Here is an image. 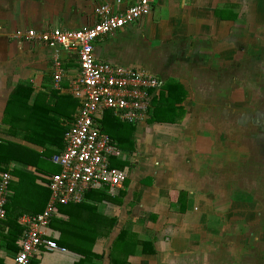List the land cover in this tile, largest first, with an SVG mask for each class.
<instances>
[{
  "label": "crops",
  "instance_id": "1",
  "mask_svg": "<svg viewBox=\"0 0 264 264\" xmlns=\"http://www.w3.org/2000/svg\"><path fill=\"white\" fill-rule=\"evenodd\" d=\"M136 1L120 0L117 7L123 11ZM115 3L0 0V173L10 177L6 215L0 220V264H13L19 251L23 227L18 218L43 212L48 181L60 172L52 158L64 149L80 107L72 95L79 73L76 55L17 43L9 34L29 28L78 30L93 23L97 7ZM93 48L99 61L157 77L161 89L168 80L178 83L186 91L185 115L180 125L178 120L150 122V116L131 125L106 111L127 126L122 147L112 140L117 152L109 158L110 167L127 176L123 189L115 196L104 188L89 191L83 210L66 212L78 223L71 230L89 218L87 226L103 234L92 245L82 242L92 247L81 253L40 249L29 264H112V246L123 230L136 246L127 257L116 253L114 258L125 264H264V203L251 195L259 190L247 187L245 179L235 185L213 153L211 159L204 155L214 151V143L205 144L203 133L188 135L186 106L196 96L185 72L195 63L211 73L214 66L235 63L237 56L250 66L259 61L264 70V0H156L137 25L97 40ZM224 180L235 184L226 191ZM55 218L67 216L51 221ZM51 221L44 235L56 242L60 232Z\"/></svg>",
  "mask_w": 264,
  "mask_h": 264
},
{
  "label": "built area",
  "instance_id": "2",
  "mask_svg": "<svg viewBox=\"0 0 264 264\" xmlns=\"http://www.w3.org/2000/svg\"><path fill=\"white\" fill-rule=\"evenodd\" d=\"M155 1L137 0L123 11L117 7L120 0H116L114 6L101 5L93 12V23L78 30L36 31L29 28L9 34V39L17 43L75 54L79 73L72 95L80 103L65 134L64 149L52 158L60 172L48 181L50 197L43 212L22 215L17 220L23 233L13 264H29L40 249L65 251L44 235L51 219L57 216L58 206L82 204L89 191L104 188L115 196L123 189L127 176L124 171L110 167L109 158L117 152V147L102 132L100 122L106 111H112L120 121L131 125L148 119L152 100L158 96L162 82L143 70L99 61L93 45L105 36L137 25L150 14ZM55 66L58 68L57 63ZM60 78L58 70L53 80L57 83ZM9 179L7 172L0 173V220L6 215Z\"/></svg>",
  "mask_w": 264,
  "mask_h": 264
},
{
  "label": "rangeland",
  "instance_id": "3",
  "mask_svg": "<svg viewBox=\"0 0 264 264\" xmlns=\"http://www.w3.org/2000/svg\"><path fill=\"white\" fill-rule=\"evenodd\" d=\"M242 59L237 56L235 63L214 66L211 73L195 63L185 71L193 83L191 95L196 96L186 106L191 113L188 135L200 137L203 133L205 144L213 141L214 151L205 150L204 155L211 159L213 153L220 169H226L229 179L235 181L228 184L224 180L226 191L228 185L245 179L247 187L259 190L251 195L264 203V70L260 71L259 61L250 66ZM169 82L175 83L168 80L166 84ZM200 95L204 98H197Z\"/></svg>",
  "mask_w": 264,
  "mask_h": 264
},
{
  "label": "trees",
  "instance_id": "4",
  "mask_svg": "<svg viewBox=\"0 0 264 264\" xmlns=\"http://www.w3.org/2000/svg\"><path fill=\"white\" fill-rule=\"evenodd\" d=\"M185 97L186 91L178 83L169 82L165 84V86L162 87L159 96L152 100V110L149 114L150 122L175 123L180 119V117H182L184 113V108L181 104L183 103ZM125 127L127 126L117 121L111 113L106 112L104 114L103 120L101 122L102 132L111 140L116 141L119 147H122L123 144ZM71 207L79 209L84 207V205L73 204L58 206L56 209L57 216H67V219H53L51 221V228H56V230L60 232V237L56 241L58 246L72 252L81 253L85 248L88 250L91 249V245L100 235L103 234V231L93 230L92 225L87 226L88 224H86L85 221L89 218L85 219L84 223L79 225L78 228L75 229V231L71 230L72 224H78L68 213L66 214L67 210ZM85 207L93 210L88 206ZM83 209L84 208H82V210ZM91 221L92 224H94V221ZM111 224V221H106V231H109ZM88 240H91L90 246L81 245L82 242ZM132 240V235L129 234L126 230L120 232L115 240V243L112 246V264H125V262L118 261L114 257H116V253H124L126 257L129 253H133V251H131V248L136 246L132 244L134 242Z\"/></svg>",
  "mask_w": 264,
  "mask_h": 264
}]
</instances>
